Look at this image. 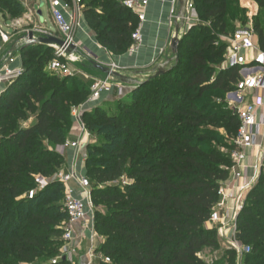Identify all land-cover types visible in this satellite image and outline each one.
I'll use <instances>...</instances> for the list:
<instances>
[{"label": "trees", "instance_id": "16d2710c", "mask_svg": "<svg viewBox=\"0 0 264 264\" xmlns=\"http://www.w3.org/2000/svg\"><path fill=\"white\" fill-rule=\"evenodd\" d=\"M250 1L264 10V0ZM237 3L192 0L200 23L180 37L169 70L134 84L111 111L96 106L82 114L86 131L101 142L86 147L84 163L85 177L93 181V206L98 202L106 212H95L94 228L104 242L94 253L110 262L96 264H235L231 250L218 263H208L201 252L218 247L216 231L206 224L219 201V185L228 178L239 128L233 111L219 105L227 111L220 117L208 99L233 91L238 80L236 70L222 68L226 43L219 39L237 28ZM78 5L102 47L115 56L129 51L138 21L121 0ZM0 9L11 19L22 11L15 0H0ZM254 31L264 51L258 23ZM18 52L21 75L0 97V264H51L67 222L64 189L54 179L63 164L57 148L69 137L71 109L86 101L91 83L68 85V78L46 75L53 58L47 46L27 45ZM28 115L35 116L32 124L21 127ZM222 120L233 135L225 150L213 141L212 128ZM262 186L260 177L236 218V239L251 244L241 264H264Z\"/></svg>", "mask_w": 264, "mask_h": 264}, {"label": "built area", "instance_id": "2783aa9c", "mask_svg": "<svg viewBox=\"0 0 264 264\" xmlns=\"http://www.w3.org/2000/svg\"><path fill=\"white\" fill-rule=\"evenodd\" d=\"M69 4L64 0H47L50 19L52 21L55 33L40 30L38 28H28L23 31L22 39L19 38L15 45L24 46L36 45L39 38L55 37L58 34L61 41L64 42V48L52 47L53 58L46 64L45 72L63 73L65 77L72 76L74 64L81 61H94L93 56L87 50L79 48L74 41V32L78 28L76 15L80 14L78 8L74 5V0ZM173 2L177 3V0ZM121 5L129 10L138 21L137 28L131 36L132 45L129 52H134L141 43V29L146 23V11L149 0H121ZM193 5L192 0H188L186 4V13L183 22L193 21ZM179 18L175 16L174 7L170 10V18L168 20L169 28L174 23H179ZM30 23L29 18L22 17L18 19L8 20L0 27V44L9 45L19 30ZM32 32V38L28 39L27 35ZM223 42L226 43V50L223 56L222 68L226 70H236L238 80L234 85V90L227 93L226 102L228 108L236 114L239 121V128L232 144L234 150L230 153L231 167L228 169V178L222 182L218 188V203L213 207L210 214L208 225H217L215 228L216 235L224 241L235 255V264H241L244 255L250 252L249 247L240 246L236 239V218L243 208L244 199L251 190L253 183L247 181L245 176L246 166L243 162L247 155L245 149H256V167L258 173L264 161V51L260 49L255 31L249 27L239 26L231 35L221 36ZM68 45L76 47L75 53L67 54L65 50ZM10 53L3 59V65L0 66V97L5 90V85L15 81L22 72V68L10 69L7 62L10 60ZM71 57H76L74 60ZM64 61L65 63H63ZM96 62V61H94ZM107 68L111 71L119 72L120 67L115 63H110ZM115 89L117 97L124 95V88L115 79L104 76L95 79L90 86V94L86 101L74 107L71 111L72 120L78 124L80 136L73 142L65 141L64 144L57 148L59 154L65 149H69L74 153V159L70 166L69 172L59 171L55 174V180L62 185L64 189L63 211L67 216V222L63 224L64 234L62 241L66 243L63 251L77 248L85 237L83 234L75 233L76 226L79 225L81 230L89 233L88 239L90 249L88 250L84 263L78 264H96L94 245L96 234L94 232V207L90 198V184L85 175L80 174L77 169V162L84 163V155L80 153L83 145V137L87 133L82 122L83 108L86 106L93 107L100 101L102 95L109 93ZM46 180L44 179V184ZM70 183H74L75 190L69 187ZM34 192L28 194V198H32ZM210 229V228H209ZM72 244V245H71ZM104 263H109L108 258L101 257L99 259ZM55 262V261H54Z\"/></svg>", "mask_w": 264, "mask_h": 264}, {"label": "crops", "instance_id": "0c3cea01", "mask_svg": "<svg viewBox=\"0 0 264 264\" xmlns=\"http://www.w3.org/2000/svg\"><path fill=\"white\" fill-rule=\"evenodd\" d=\"M21 9L23 10V16L27 17L30 20V23H27L24 28L19 30L13 41L6 46L0 44V66L3 65V59L5 56L10 53V60L7 62V66L10 69L22 68V61L18 51L13 52V47L15 46V42L22 37L23 31L28 28H38L40 30H45L47 32L55 33V29L53 27L52 21L50 19L48 3L47 0H15ZM30 1V2H29ZM174 0H149V5L146 11V23L143 25L141 29V43L137 47L134 52H127L120 56H115L109 53L104 47H102L96 40L93 31L88 27L85 22L82 13L76 15V21L78 22V28L74 32V41L76 45L83 49L87 50L91 53L96 63L107 67L110 63H115L120 67V74L128 77L133 81V83L146 81L150 77H152L154 71L162 65H171L173 62V54L170 51L169 45L171 39L174 37V26L169 28L168 20L170 18V10L172 7L175 9V16L177 17V3L173 2ZM30 3V4H29ZM42 4H45V12L46 16L44 17L42 14ZM79 8V7H78ZM0 19L4 23L8 20H11L9 16L5 13H0ZM18 19V18H15ZM3 25L0 24V27ZM184 28L181 26L178 32V38L183 35ZM73 59V57H72ZM81 62H90V60H81ZM90 65V63H89ZM83 63H80V67L85 69ZM91 66V65H90ZM96 71V70H94ZM99 73V78H103L105 75ZM115 81L119 84L123 85L124 94L128 93L132 84H123L118 80ZM7 85H5V88ZM117 91L112 89L109 93L102 95L100 101H98L93 107L86 106L83 108V113L88 112L96 106H100L103 103L109 102L110 100L117 99ZM80 136V130L77 123L73 121L72 127L70 130L69 137L67 141L73 142ZM87 146V138L83 137V145L80 150V153L84 155L85 147ZM256 149H245V154L247 157L245 158L243 165L246 166L245 176L247 177V181H251L254 183L256 180L258 173L255 171V167L257 165L255 155ZM58 153V151H57ZM59 154V153H58ZM63 158V165L61 166V171L64 173H68L70 166L74 164V153L65 149L62 154H59ZM77 169L80 174L85 175L84 163L82 161H78ZM41 185H44V179L39 180ZM69 187L75 190L76 186L74 183H70ZM207 229H209V225L206 224ZM75 233L83 234L85 237L89 236L87 231L81 230L80 226H76ZM82 243V242H81ZM91 245L83 249L81 258L79 259L84 263L85 256L90 249Z\"/></svg>", "mask_w": 264, "mask_h": 264}, {"label": "rangeland", "instance_id": "374dc122", "mask_svg": "<svg viewBox=\"0 0 264 264\" xmlns=\"http://www.w3.org/2000/svg\"><path fill=\"white\" fill-rule=\"evenodd\" d=\"M42 2L45 3L44 0H42ZM74 5L77 8L79 7L78 10L82 13L83 8H82V5H78V0H74ZM237 5H238V8L241 11V13L237 17V19L235 20L236 22L233 21V22H235L234 27L236 28L240 25L243 27L252 28L254 30V25L256 23H258L259 27L262 30L263 35H264V10L259 11L258 6L250 0H238ZM16 12L21 13V15L18 16L17 18H22L23 14H24L23 10L20 12L16 10ZM41 12H42L43 16L45 17L46 16L45 4H42V11ZM0 13L2 14L1 9H0ZM192 18H193V21H186V22L182 23V27L184 28L183 34L186 33L191 27L196 26L200 23V20L198 19V16L195 12H193ZM0 24L3 25V22L1 21V19H0ZM55 37L58 38L59 35L55 34ZM219 39L221 40V38H219ZM75 58L76 57H73V60ZM71 59H72V57H71ZM62 62L65 63L64 61H62ZM80 63H83L84 65H86L85 69H82L80 67ZM80 63L74 64L72 66L73 73H72V76H69V77L68 76L65 77L63 75V73H57V72H52V71L51 72H44V73L46 75H48L49 77H55L57 79L68 78V85H71V83H73V81H75V80L78 81L79 83L84 82L87 84H90V83L92 84V82L95 79L99 78V73L97 71H94L88 62H80ZM221 64L214 68L215 69L214 75L216 74L217 70L220 68ZM214 75H213V77H214ZM226 95H227V93L224 96H220L219 93L208 94L209 103H211L212 107H214L215 110L217 109L219 111L218 112L216 110L218 112V115H220V117H224V115L227 113V111L223 108H218L219 105L222 106V104H224L225 107L227 109H229L228 104L226 102V100H227ZM118 99L119 98L114 99V100H110L109 102L101 104L99 107H101L102 109H105L107 111H111V109L114 108V106H115L114 104L116 103V101ZM72 109H71V111H72ZM71 111H70V116H71ZM34 117H35L34 115H28V119L24 122H20L19 125L21 127H27V126L31 125L33 120H34ZM71 122L73 123V120ZM224 123H225L224 120H222V122L220 124H217L216 127L212 128V131L215 133V137H216L213 139L214 144L217 145L218 147H220L222 150H225L226 147L231 144V139L233 137V135L228 130H226L224 128ZM84 137L87 138V146L95 144V143H96V145L101 144L100 140L98 138H96V136L93 133H91V136H90L89 133L87 132ZM86 147L84 150V158H83L84 163H85V158H87L89 155L88 149ZM96 155L95 156L98 159L103 158V156H101L99 153ZM60 170H61V168L58 170V172ZM260 177L264 178V161H263L262 166L260 167V169L258 171V176H257L256 180L254 181L252 188L255 185H257ZM54 178H55V176H54ZM88 181H89V184L91 187L90 191L92 192L93 181L90 179H88ZM119 183L120 184L125 183V180L123 179ZM261 188L264 189V186H262ZM244 203H245V199H244ZM244 203H243V205H244ZM62 204H63V201H62ZM97 204H98V207L94 208V217H95L96 211L101 212V213H106L104 206L98 202H97ZM92 205H93V203H92ZM62 228L64 229L63 225H62ZM209 228H210L209 230H215V228H217V225H209ZM94 232L96 234L94 245L96 246V248H99L102 245V243L104 242V238L100 233L95 231V228H94ZM216 239H217V243H218L217 248H214V249H210V248L207 249L206 248L201 252V257H203L208 263H211V262L218 263L220 261V259L225 254H227V252L230 250L229 246L224 241H222L217 235H216ZM239 244L242 247H246V246L251 245L249 243H244V242H239ZM60 245H61V247H60L57 255L54 258H52L50 261L51 264H56L57 262H59L61 260L65 261L67 264H78V263H80L81 261L79 259L81 258L82 254H84V252L82 250L86 249V247H88L90 245V242H89L88 237H84L82 240V243H80L79 246H77V248H73V249L69 248L68 252L63 251L65 245H67L66 243H64L62 241V243ZM95 257H96V260L98 262L102 256L98 253L95 255ZM242 261H243V258H242ZM242 261H241V263H242ZM234 263H235V260H234Z\"/></svg>", "mask_w": 264, "mask_h": 264}, {"label": "water", "instance_id": "95a60500", "mask_svg": "<svg viewBox=\"0 0 264 264\" xmlns=\"http://www.w3.org/2000/svg\"><path fill=\"white\" fill-rule=\"evenodd\" d=\"M187 1L188 0H177V18H179V23H176L175 26H174V37L171 39L170 41V45H169V48H170V51L171 53L173 54V60H176L177 57H176V52H177V46H178V43H179V40L180 38H178V32L182 26V21L183 19L185 18V13H186V4H187ZM32 32H29L28 35H27V38L28 39H31L32 38ZM23 39L25 38L22 37ZM21 38V39H22ZM37 43L39 45H44V46H47L48 48L52 49L53 46H56L58 48H64V42L61 41L60 39L56 38V37H45V38H39L37 40ZM24 45L21 43L20 45H15L13 47V52H16L18 51L19 49H21V47H23ZM77 51L76 47L73 46V45H68L67 49L65 50V52L67 54H70V53H75ZM90 65L96 69L97 71H99L100 73L104 74L105 76H109L113 79H116L118 80L120 83H123V84H132L133 81L131 79H129L128 77L120 74L119 72H115V71H111L109 70L107 67H104L94 61H90L89 62ZM169 67L168 65H162L160 67H158L156 69V71H154L153 73V77L154 76H158V75H162L164 74L165 72H167L169 70ZM142 82L144 81H141V82H136V83H133L132 85L134 84H141Z\"/></svg>", "mask_w": 264, "mask_h": 264}]
</instances>
